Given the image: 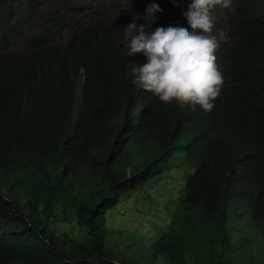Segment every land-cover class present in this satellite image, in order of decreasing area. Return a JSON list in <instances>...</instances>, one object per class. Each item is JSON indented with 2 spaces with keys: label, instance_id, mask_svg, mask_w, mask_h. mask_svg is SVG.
I'll return each mask as SVG.
<instances>
[{
  "label": "trees",
  "instance_id": "1",
  "mask_svg": "<svg viewBox=\"0 0 264 264\" xmlns=\"http://www.w3.org/2000/svg\"><path fill=\"white\" fill-rule=\"evenodd\" d=\"M234 2L210 111L130 83L143 55L124 57L112 36L127 14L76 22L46 55L0 56V264H264V0ZM15 4L0 0V46L21 23ZM35 17L46 41L63 32ZM156 17L152 29L187 27ZM173 180L154 240L109 241L113 210Z\"/></svg>",
  "mask_w": 264,
  "mask_h": 264
},
{
  "label": "clouds",
  "instance_id": "2",
  "mask_svg": "<svg viewBox=\"0 0 264 264\" xmlns=\"http://www.w3.org/2000/svg\"><path fill=\"white\" fill-rule=\"evenodd\" d=\"M11 1L16 3L13 10L21 23L9 41L0 46L2 59L29 58L36 51L46 55L51 44L67 37L70 26L76 22L85 26L92 23L94 13H99L105 21L127 14L133 18L122 29L123 35L112 33V36L122 37L124 57L137 53L143 55L134 63L129 62L130 83L152 93L165 104L176 102L180 106L204 111L213 108V100L222 84L214 56V50L219 46L218 37L220 40L224 38L218 29L225 12L234 9V0H157L131 6L129 0H105L101 6L100 0H74V6L67 4L66 0ZM111 5L114 15L110 12ZM82 6L88 7L89 17L81 22L76 12ZM214 7H219L222 13L217 23L212 15ZM35 9L50 29H63L50 42L45 40V26L37 21ZM157 13H164L178 23L185 18L187 27L168 25L152 29ZM141 20L143 23L137 22ZM255 154L256 160L264 156V144L255 146Z\"/></svg>",
  "mask_w": 264,
  "mask_h": 264
},
{
  "label": "rangeland",
  "instance_id": "3",
  "mask_svg": "<svg viewBox=\"0 0 264 264\" xmlns=\"http://www.w3.org/2000/svg\"><path fill=\"white\" fill-rule=\"evenodd\" d=\"M110 12L112 15L115 14L112 5L110 6ZM76 15L81 22L87 20L89 17L88 7H79ZM212 15L214 16V23L219 22L222 16L220 8L214 7ZM181 183V181L173 180V183L163 185L165 183L161 182L158 186L154 185L153 188L145 191L140 197L136 193L133 199L127 200L122 206L113 210L108 218L109 241L124 243L129 240L131 233L142 235L146 241L154 240L158 226L165 225V222L162 221L163 217L167 211H172V198L169 197L172 186H181ZM71 232L75 236L80 237L83 230L76 225Z\"/></svg>",
  "mask_w": 264,
  "mask_h": 264
}]
</instances>
